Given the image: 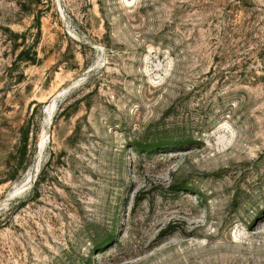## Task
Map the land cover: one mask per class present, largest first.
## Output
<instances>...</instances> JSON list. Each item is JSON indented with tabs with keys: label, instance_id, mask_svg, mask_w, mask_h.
<instances>
[{
	"label": "rangeland",
	"instance_id": "rangeland-1",
	"mask_svg": "<svg viewBox=\"0 0 264 264\" xmlns=\"http://www.w3.org/2000/svg\"><path fill=\"white\" fill-rule=\"evenodd\" d=\"M0 264H264V0H0Z\"/></svg>",
	"mask_w": 264,
	"mask_h": 264
},
{
	"label": "trees",
	"instance_id": "trees-1",
	"mask_svg": "<svg viewBox=\"0 0 264 264\" xmlns=\"http://www.w3.org/2000/svg\"><path fill=\"white\" fill-rule=\"evenodd\" d=\"M22 52V51H21ZM19 52V60H33L34 58V52L32 53L31 57H27L28 55H22V53ZM167 140L166 139H158L156 141H151V142H139L138 143V147L140 149H155V148H160V147H165L167 146L168 144H171L170 142H166ZM174 143V142H172ZM109 239V235L108 236H105L101 239V241H98L95 245L96 246H99V245H102L106 240Z\"/></svg>",
	"mask_w": 264,
	"mask_h": 264
},
{
	"label": "bare ground",
	"instance_id": "bare-ground-1",
	"mask_svg": "<svg viewBox=\"0 0 264 264\" xmlns=\"http://www.w3.org/2000/svg\"><path fill=\"white\" fill-rule=\"evenodd\" d=\"M54 105V104H53ZM53 112V111H52ZM43 142V138H42V141H41V143Z\"/></svg>",
	"mask_w": 264,
	"mask_h": 264
}]
</instances>
